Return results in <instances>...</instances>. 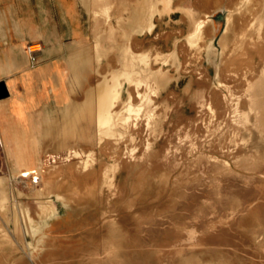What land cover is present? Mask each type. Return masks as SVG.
<instances>
[{"label": "rangeland", "instance_id": "1", "mask_svg": "<svg viewBox=\"0 0 264 264\" xmlns=\"http://www.w3.org/2000/svg\"><path fill=\"white\" fill-rule=\"evenodd\" d=\"M96 5L105 80L134 55L148 85L122 79L113 111L128 120L99 144L78 132L74 145H3L58 142L43 135L59 108L38 110L25 138L0 132V264H264V0ZM103 79L87 78L72 103Z\"/></svg>", "mask_w": 264, "mask_h": 264}, {"label": "crops", "instance_id": "2", "mask_svg": "<svg viewBox=\"0 0 264 264\" xmlns=\"http://www.w3.org/2000/svg\"><path fill=\"white\" fill-rule=\"evenodd\" d=\"M97 12L96 0H0V84L7 92L0 99L1 134L27 137L34 128L33 115L42 107H46L40 110L43 113L57 108L66 112L62 120L45 118L57 124L56 132L48 130L43 136L60 137L58 142L6 140L3 145L78 143L80 102L71 99L83 88L87 90L80 86L87 78L106 81L113 67L110 51L104 49L103 57L97 59L96 46L101 41ZM31 45L40 48L31 54ZM86 50L93 52L91 65V58L79 56ZM69 131L73 138L65 139Z\"/></svg>", "mask_w": 264, "mask_h": 264}, {"label": "bare ground", "instance_id": "3", "mask_svg": "<svg viewBox=\"0 0 264 264\" xmlns=\"http://www.w3.org/2000/svg\"><path fill=\"white\" fill-rule=\"evenodd\" d=\"M146 27H148V29L152 30L154 27V23L152 21H149L148 24L146 25ZM201 27H202V23L200 22V23H198L197 29H200ZM128 51H129V48H126L125 49V55L128 54ZM80 55H81V57L82 56H88V53L86 51H85V53L80 52L79 56ZM138 59L142 63L148 65L150 55L147 53H143V54L138 56ZM135 60L137 61V57H135L133 55L131 58V61L129 62V64L127 65V67L123 71H121L119 73H115L111 80L104 81L103 83L99 84V86L96 88L94 94L88 95V96H90V98L88 97L84 102L80 103L79 117H78L79 118V124H80V121L87 122V124L84 127H82V126H81V128L79 127L78 132L81 133L85 138H87L89 142L95 141L96 144H99L100 143L99 136H101L102 134H104V135L105 134L106 135H114L115 134L114 125L118 120H125V121L128 120L127 117L122 116L121 114L115 113L113 111V107H114L115 103L121 97V87H122V79L123 78H125L130 83H133V82L136 83L138 87H140L143 83L144 84L146 83L148 85V77L147 76L142 77L141 73L136 70ZM140 110H141V108H137V106H133L131 103H129L127 105V111L129 113L136 112L137 114H139ZM91 123H93L94 129H95V131H93V132L91 130V128H92L90 125ZM64 136H65V139L73 138V135L71 134L70 131L68 133L65 132ZM65 145H68V143L65 142ZM65 154H66V156H65L66 158L70 157L73 154L72 147H66ZM78 154L79 153H76V155H78ZM35 161H37L36 158L33 159V162H32L33 166H34V164H37V162H35ZM86 166H88V162H86ZM35 167H36V165H35ZM117 169H118L117 166H114L111 169V171L114 173V175L117 173ZM41 173H42V171H40V174ZM26 175L27 174H25V176ZM37 194L39 196L43 195V191H39ZM4 201H5V199L2 201V204H1L2 206L4 205ZM49 201L50 200H48V202ZM37 202H39V201H37ZM44 206L46 208V212H45L46 214L45 215H46L47 220H49V219H51L57 215L58 210L55 208V206L47 205V204ZM28 219H29L30 224H32L33 221H32L30 216H28ZM27 224H29V223H27Z\"/></svg>", "mask_w": 264, "mask_h": 264}, {"label": "water", "instance_id": "4", "mask_svg": "<svg viewBox=\"0 0 264 264\" xmlns=\"http://www.w3.org/2000/svg\"><path fill=\"white\" fill-rule=\"evenodd\" d=\"M7 96L6 88L4 84H0V99Z\"/></svg>", "mask_w": 264, "mask_h": 264}, {"label": "built area", "instance_id": "5", "mask_svg": "<svg viewBox=\"0 0 264 264\" xmlns=\"http://www.w3.org/2000/svg\"><path fill=\"white\" fill-rule=\"evenodd\" d=\"M36 46H39V45H31L28 47V51L29 53L33 54L35 52H37L39 49H36Z\"/></svg>", "mask_w": 264, "mask_h": 264}]
</instances>
